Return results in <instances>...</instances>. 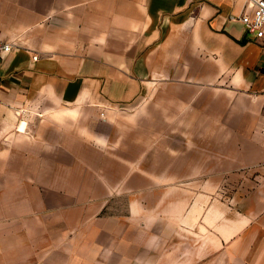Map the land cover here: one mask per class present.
<instances>
[{"label": "crops", "instance_id": "obj_1", "mask_svg": "<svg viewBox=\"0 0 264 264\" xmlns=\"http://www.w3.org/2000/svg\"><path fill=\"white\" fill-rule=\"evenodd\" d=\"M246 9L0 0V264H264Z\"/></svg>", "mask_w": 264, "mask_h": 264}, {"label": "built area", "instance_id": "obj_2", "mask_svg": "<svg viewBox=\"0 0 264 264\" xmlns=\"http://www.w3.org/2000/svg\"><path fill=\"white\" fill-rule=\"evenodd\" d=\"M248 7L240 16H232L234 20L244 23L246 32L257 40L264 41V0H247ZM13 46L9 42H4L0 37V61L12 50ZM264 147V122L261 128Z\"/></svg>", "mask_w": 264, "mask_h": 264}, {"label": "rangeland", "instance_id": "obj_3", "mask_svg": "<svg viewBox=\"0 0 264 264\" xmlns=\"http://www.w3.org/2000/svg\"><path fill=\"white\" fill-rule=\"evenodd\" d=\"M125 252V251H124ZM144 252V253H143ZM145 252H146V250L144 249V248H140V252H139V254H144L145 255ZM123 264H132V263H130V262H128V263H123ZM138 264H146V263H138Z\"/></svg>", "mask_w": 264, "mask_h": 264}]
</instances>
